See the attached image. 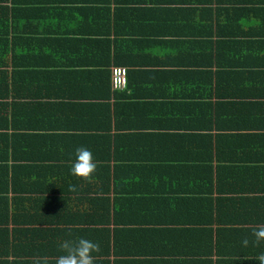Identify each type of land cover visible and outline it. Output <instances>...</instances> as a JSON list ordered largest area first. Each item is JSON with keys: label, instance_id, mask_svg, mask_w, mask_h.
<instances>
[{"label": "crops", "instance_id": "obj_1", "mask_svg": "<svg viewBox=\"0 0 264 264\" xmlns=\"http://www.w3.org/2000/svg\"><path fill=\"white\" fill-rule=\"evenodd\" d=\"M21 1L18 29L111 44H18L6 99L0 77L1 264L76 237L95 264H258L264 0ZM107 56L127 69L108 98ZM81 146L92 183L70 171Z\"/></svg>", "mask_w": 264, "mask_h": 264}, {"label": "trees", "instance_id": "obj_2", "mask_svg": "<svg viewBox=\"0 0 264 264\" xmlns=\"http://www.w3.org/2000/svg\"><path fill=\"white\" fill-rule=\"evenodd\" d=\"M22 3L21 0H0V19H1V13H5V26L1 30L0 26V77L3 75L5 76V99L9 97V85L7 80L9 77H11V80L13 77L18 73V60H17V45L18 44H111L108 40H103L102 43L99 42V40H87L84 39V35L82 33H51V34H42L40 37V33L34 32V30H28V28H17L18 23V12L21 10H17L18 6ZM59 3L58 1L56 4ZM51 5V4H49ZM42 11L47 12V15H49L48 8H43ZM12 14V16H9V14ZM11 19V22L9 20ZM29 25L31 26L33 23L31 20H27ZM1 23V22H0ZM81 35L78 38L76 35ZM51 35H53L51 37ZM88 35V34H87ZM40 37V38H39ZM115 44V42H113ZM4 52V55L2 54ZM12 52V53H11ZM10 57V58H8ZM7 58L12 63H8ZM107 61L105 66V70H101V73H104V84L106 89V97L108 98L111 95V70H109V66L114 64H123L116 59V57H112L110 59L109 56H107ZM3 60V61H2ZM3 62V63H2ZM22 65V64H20ZM25 69V66L22 65ZM62 71V70H60ZM64 72V71H62ZM11 75V76H9ZM7 84V86H6ZM8 88V91H7ZM2 105V94H1V80H0V106ZM5 105V103H4ZM1 112V109H0ZM0 130H1V114H0ZM1 137V133H0ZM2 262L0 261V264ZM5 263L7 261L5 260ZM18 264V263H17ZM31 264V263H30Z\"/></svg>", "mask_w": 264, "mask_h": 264}, {"label": "clouds", "instance_id": "obj_3", "mask_svg": "<svg viewBox=\"0 0 264 264\" xmlns=\"http://www.w3.org/2000/svg\"><path fill=\"white\" fill-rule=\"evenodd\" d=\"M75 161L71 166V174L89 183L97 171L99 162L94 159L93 153L86 147H78L75 151ZM69 191L75 192V185L69 186ZM252 241L244 237L241 241L244 247L250 243L259 246L264 242V223L252 229ZM61 254L52 258L48 255H38L33 258L32 264H95L94 253L100 251V244L84 237L62 240L58 245ZM258 264H264V253L257 257Z\"/></svg>", "mask_w": 264, "mask_h": 264}, {"label": "built area", "instance_id": "obj_4", "mask_svg": "<svg viewBox=\"0 0 264 264\" xmlns=\"http://www.w3.org/2000/svg\"><path fill=\"white\" fill-rule=\"evenodd\" d=\"M127 85V69L121 66H115L111 69V89L112 91H121Z\"/></svg>", "mask_w": 264, "mask_h": 264}]
</instances>
